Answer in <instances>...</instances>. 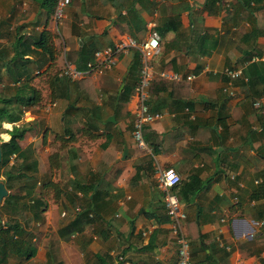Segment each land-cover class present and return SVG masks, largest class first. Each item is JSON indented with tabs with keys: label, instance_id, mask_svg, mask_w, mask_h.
<instances>
[{
	"label": "crops",
	"instance_id": "obj_1",
	"mask_svg": "<svg viewBox=\"0 0 264 264\" xmlns=\"http://www.w3.org/2000/svg\"><path fill=\"white\" fill-rule=\"evenodd\" d=\"M45 14L36 0H0V49L6 54L0 85L27 83L41 93L25 111L29 130L19 144L36 153L34 193L44 181L55 185L41 191V213L2 208L9 222L28 232L35 253L28 260L10 255L0 264H178L158 168L180 176L174 191L186 214L190 264H264V196L256 191L264 184V0H72L59 23L53 14L45 23ZM42 30L53 60L32 44ZM151 32L160 49L151 62L146 103L160 117L144 126L142 149L132 136L137 49L123 50L112 67L91 71L81 83L70 80L63 88L54 77L65 65L80 70L76 51L88 40L100 50L127 39L139 42ZM15 52L28 62L8 70L6 59ZM249 65L255 82L237 81L234 96L228 95L221 71L244 73ZM63 92L67 97H55ZM191 177H199L202 188L185 200L179 187ZM86 200L95 220L62 238L58 230Z\"/></svg>",
	"mask_w": 264,
	"mask_h": 264
},
{
	"label": "trees",
	"instance_id": "obj_2",
	"mask_svg": "<svg viewBox=\"0 0 264 264\" xmlns=\"http://www.w3.org/2000/svg\"><path fill=\"white\" fill-rule=\"evenodd\" d=\"M36 1L41 8L45 9V15L47 18L45 23H47L54 12L57 0ZM49 38L48 33L42 30L32 44L36 47H40L43 52L48 54V58L53 60L54 49ZM22 44H24V42ZM96 51V46L90 44V40L84 43L81 48L76 51L77 67L81 70L87 68L88 63H94V54ZM4 55L6 54H4V52L0 49V59H2L1 57H4ZM23 56V53L15 52L11 59H6V66L8 70H11V67L16 65L18 62L23 64L28 62V59H25ZM247 57L250 58L251 53H249ZM1 66L2 63H0V67ZM251 67L252 66L249 65L248 69L244 71V74L248 76V84L255 82V80L253 81V77H251V72L249 74V69ZM20 77L21 76L19 75V78ZM78 81L81 83L82 80ZM54 82L58 85L61 84L64 88L69 86L70 80L66 77H60L58 75V77H54ZM127 91L128 89L124 88L122 90V94H120L123 95ZM58 96L67 97V94L63 92L55 95V97ZM40 101L41 93L35 87L30 86L27 83L16 86L13 85L12 87L4 86L1 91L0 133L5 132L9 135L8 140H0L2 152L0 176L3 177L5 186L9 191V194L4 198L0 208H3L6 213L11 214L13 212H20L22 214V212L24 213L26 211H31L34 214H38V212L41 213L43 211V207L46 206V204L42 201L41 191L43 189H53V187H55L50 180L44 181L41 185L40 191L37 192L38 194L36 195L34 193V187L38 181V176L36 175L38 164L36 153L34 148L30 146L22 147L19 144V141L23 139L25 133L29 130L30 124L22 121L24 113L26 110L37 105ZM72 106L73 104H69L67 111H69ZM3 123L11 124L12 128L4 129L2 127ZM3 137H5L4 134ZM12 156L13 159H11ZM198 178L195 179L191 177L188 181L183 182L180 185L179 193L183 199L189 200L190 194L202 188V183H200ZM75 188L76 187L73 186V189ZM80 190L84 193L90 190L93 191V186L88 187L87 190ZM256 191L259 196H264V184H260ZM64 192L67 194V190ZM71 194L74 195L72 190L70 191V194H68V197H71ZM95 216L93 203L86 200L84 204H81L78 207L73 219L61 227L58 232L62 238H69L73 233L83 231L86 226L95 220ZM28 236V232L24 229V227H22L20 223L12 221V219H10V222L0 223V262L8 260L10 255H23L25 259H30V257L35 253V247L29 243L30 241L28 240ZM195 236L199 237L197 228ZM57 264L62 263L59 262Z\"/></svg>",
	"mask_w": 264,
	"mask_h": 264
},
{
	"label": "built area",
	"instance_id": "obj_3",
	"mask_svg": "<svg viewBox=\"0 0 264 264\" xmlns=\"http://www.w3.org/2000/svg\"><path fill=\"white\" fill-rule=\"evenodd\" d=\"M72 2V0H57L53 12V19L56 23H59L65 13V8ZM153 23L150 26L153 27ZM137 49L140 59V74L138 82L135 86V97L137 100V108L135 112V119L133 122L132 136L139 148L144 149L146 147L143 139V128L146 124L151 123L153 120L160 117V113L150 112L146 103L148 97V89L151 81L154 78V72L152 69V59L158 53L160 49L159 37L155 32H151L145 39L136 42L133 39H127L126 41H120L113 46H107L100 50H97L94 54V63H88L85 70H79L68 65L59 72L60 77H66L71 81H78L83 77H86L91 71L101 69H109L116 62L118 55L127 48ZM259 60L258 57L253 56L251 61ZM204 70H210V66L206 64ZM214 73H218L214 71ZM160 75L169 80L178 81L182 80L183 76L179 73H167L161 72ZM221 75L225 77V92L230 96H234L233 85L237 81H248V77L239 68L225 67L221 71ZM192 75L185 76V79L191 80ZM258 105V103H257ZM13 159V156L11 157ZM156 183L157 187L163 192V203L166 212L171 221V231L174 235L175 241L178 246V264H190V243L187 238L183 224L186 219L185 212L181 209L180 200L174 189L181 182L180 176L173 169H160L156 171ZM237 202V198H234ZM0 223H5L0 221Z\"/></svg>",
	"mask_w": 264,
	"mask_h": 264
},
{
	"label": "rangeland",
	"instance_id": "obj_4",
	"mask_svg": "<svg viewBox=\"0 0 264 264\" xmlns=\"http://www.w3.org/2000/svg\"><path fill=\"white\" fill-rule=\"evenodd\" d=\"M2 89H3V87L0 85V95H1V91H2ZM25 114V113H24ZM26 115V114H25ZM25 115L23 116V118H22V120H29V118L28 119H26V117H25ZM10 124L9 123H3L2 124V127L4 128V129H10ZM3 134L5 135V137H9V135H7L5 132H2V133H0V140H7L8 139V137L7 138H5V137H3ZM26 134V133H25ZM25 136V135H24ZM12 161V160H11ZM1 179L3 180V178L1 177ZM16 189V188H15ZM0 219L2 220V222H9V220H8V218L5 216V213H4V211L2 210V208H0ZM26 227H27V224H24ZM29 237V236H28ZM30 243V242H29ZM12 262V261H11ZM13 263V262H12Z\"/></svg>",
	"mask_w": 264,
	"mask_h": 264
},
{
	"label": "water",
	"instance_id": "obj_5",
	"mask_svg": "<svg viewBox=\"0 0 264 264\" xmlns=\"http://www.w3.org/2000/svg\"><path fill=\"white\" fill-rule=\"evenodd\" d=\"M80 45H82V41L80 42ZM110 120H112V117L110 118ZM1 159H2V152H1V141H0V162H1ZM8 194H9V191L6 188L4 181L1 179V176H0V205L2 204L4 198Z\"/></svg>",
	"mask_w": 264,
	"mask_h": 264
}]
</instances>
